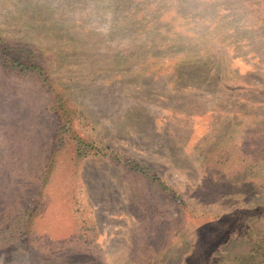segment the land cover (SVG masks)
I'll list each match as a JSON object with an SVG mask.
<instances>
[{
  "label": "rangeland",
  "instance_id": "1",
  "mask_svg": "<svg viewBox=\"0 0 264 264\" xmlns=\"http://www.w3.org/2000/svg\"><path fill=\"white\" fill-rule=\"evenodd\" d=\"M0 264H264V0H0Z\"/></svg>",
  "mask_w": 264,
  "mask_h": 264
},
{
  "label": "trees",
  "instance_id": "2",
  "mask_svg": "<svg viewBox=\"0 0 264 264\" xmlns=\"http://www.w3.org/2000/svg\"><path fill=\"white\" fill-rule=\"evenodd\" d=\"M150 183H151V185L152 186H154L153 184H156V185H160L161 187H163V189H165V190H167V191H169V193L171 194V195H173V196H175V194H174V192H172L171 190H168V189H170V188H166V187H164V185L157 179V178H152V180L150 181Z\"/></svg>",
  "mask_w": 264,
  "mask_h": 264
}]
</instances>
